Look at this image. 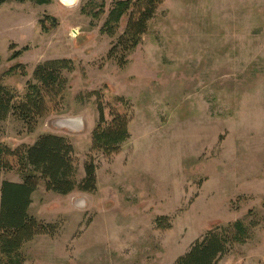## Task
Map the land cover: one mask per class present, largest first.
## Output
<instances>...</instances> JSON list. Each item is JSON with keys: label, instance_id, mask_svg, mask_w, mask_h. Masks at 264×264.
I'll return each mask as SVG.
<instances>
[{"label": "rangeland", "instance_id": "1", "mask_svg": "<svg viewBox=\"0 0 264 264\" xmlns=\"http://www.w3.org/2000/svg\"><path fill=\"white\" fill-rule=\"evenodd\" d=\"M114 1L0 7V77L14 69L3 82L18 100L39 63L75 64L35 130L11 115L0 143L62 135L79 181L89 160L98 167L95 192L41 184L33 194L31 215L57 232L24 246L26 264H175L239 220L257 226L218 264H264V0H164L125 67L109 57L118 36L101 31ZM101 110L105 126L114 113L129 120L130 138L110 157L93 150ZM14 167L1 179L22 181Z\"/></svg>", "mask_w": 264, "mask_h": 264}, {"label": "trees", "instance_id": "2", "mask_svg": "<svg viewBox=\"0 0 264 264\" xmlns=\"http://www.w3.org/2000/svg\"><path fill=\"white\" fill-rule=\"evenodd\" d=\"M11 1H31L45 5L52 0H0V7ZM163 2L164 0L113 2L101 31L112 38L118 36L112 42L109 57L115 59L120 67L127 65L129 55L142 43L150 21L156 17ZM125 18L127 23L119 33ZM22 53L23 50L15 51L10 59H16ZM74 70L75 64L70 58L39 63L21 100H18L17 92L3 82L5 76L14 73V69L4 73L0 77V125L13 115L33 132L39 121L50 112V105L58 98L64 99L68 86L66 74ZM100 113L101 121L93 132V150L110 157L117 154L130 138L129 120L127 116L114 113L113 121L105 126L103 110ZM74 153L71 141L57 134H43L33 145L16 150L0 143V173L13 170L17 165L22 178V181L17 182L2 180L0 177V264H26L24 246L38 235L56 234V225L44 223L30 213L32 196L41 184L60 195H68L75 190H97L98 167L95 161L91 159L85 164V177L79 181ZM12 159L16 160V164ZM256 226L252 222L246 224L243 220L216 226L198 239L175 264H218L235 244L247 242Z\"/></svg>", "mask_w": 264, "mask_h": 264}, {"label": "bare ground", "instance_id": "3", "mask_svg": "<svg viewBox=\"0 0 264 264\" xmlns=\"http://www.w3.org/2000/svg\"><path fill=\"white\" fill-rule=\"evenodd\" d=\"M77 0H72V1H70V0H62V3L64 4V5H71V4H74L75 2H76ZM75 34H77V32H74ZM76 36V35H75Z\"/></svg>", "mask_w": 264, "mask_h": 264}]
</instances>
